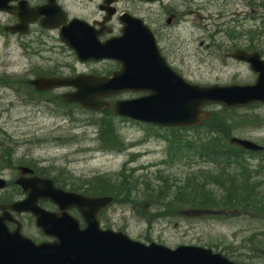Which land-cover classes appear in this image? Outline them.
<instances>
[{"label":"rangeland","instance_id":"obj_1","mask_svg":"<svg viewBox=\"0 0 264 264\" xmlns=\"http://www.w3.org/2000/svg\"><path fill=\"white\" fill-rule=\"evenodd\" d=\"M249 1L258 3V0ZM183 2L180 4L177 0H162L161 7L158 6L160 23L169 25L166 21L170 10L166 8L170 7L175 12L170 23L177 24V30L169 26L172 30H169V35L163 39V43L171 47L168 52L176 66L190 80L200 81L206 68H209L204 65V61L207 60V65L213 64V57L206 56L203 49L205 40L211 41L208 33H219L215 31L222 26L225 19L228 21L235 18L237 23L243 22V15H249L246 6L248 3L241 0ZM262 2L264 0L259 3ZM134 11L137 12V8ZM253 13H261L264 18L263 7L254 9ZM148 14L145 9L142 15L149 21ZM154 27H157L156 24ZM246 27V24L244 27L238 26L241 30ZM255 27L258 33L264 30L260 18H257ZM223 37L220 35L216 39ZM216 43L215 41L218 46ZM39 47L45 48L42 44H39ZM34 56L35 54L25 46L19 47L17 43L0 40V141L4 138V141L10 142L7 145H11L13 149L12 157L15 163L34 160L39 165L36 167L40 173L67 181L66 187H77L102 175H106L104 179L109 181L108 175L114 176L118 173L126 161L129 163L128 167L137 169V176H148L159 168L182 179L196 169L180 158V155L182 157L184 154L182 152H178L180 155L175 163L161 164L160 161L166 157V142L162 138L153 136L152 131L144 124L122 122L108 116L107 120L111 121L108 124H111L116 136V142L112 138L113 146H117L113 150L110 149L103 142L105 140L99 138L100 133H97L96 126L90 123L92 118L99 115L73 110L76 117L69 119L64 115L62 108L54 103L55 97L52 94L40 96L32 94V91L26 88L27 74L24 71ZM63 58L69 62L68 57ZM100 124L98 121V125ZM156 131L164 132L160 129ZM15 163L10 167L0 166V177L7 183H11L16 176V170L13 168ZM145 203L138 205L137 209L131 207L136 205L133 202L111 205L100 216L101 226L121 230L132 239L143 243L153 241L170 248L178 245H210L214 250L222 251L240 264H264V235L256 234L264 231V221L254 213L229 218L222 211L209 214L180 211V217L161 218L159 212H152L151 215L155 216L149 219L147 216L142 218L140 214L157 209L164 211L166 202ZM168 212L173 213L174 209H169ZM20 220L24 223L26 234H36L26 215H22ZM251 234L254 235L249 240L247 237Z\"/></svg>","mask_w":264,"mask_h":264},{"label":"water","instance_id":"obj_2","mask_svg":"<svg viewBox=\"0 0 264 264\" xmlns=\"http://www.w3.org/2000/svg\"><path fill=\"white\" fill-rule=\"evenodd\" d=\"M0 8L3 6L0 3ZM127 19V18H126ZM119 37L108 41L90 39L82 24L71 21L60 31L61 39L72 47L81 60L111 56L121 63V68L107 77H42L33 81L38 90L60 86H74L75 91L64 94V99L81 106L100 109L106 102L99 98L123 90H146L145 97L119 100L112 104L116 115L166 126L193 125L206 114L200 109L205 102L224 105L264 101V68L245 54L238 58L251 62L258 72L256 81L247 86L202 87L184 81L166 67L159 56L152 33L137 18L124 20ZM100 102V103H98ZM243 146L256 149V144L235 139ZM20 171L29 172L27 167ZM25 198L10 204H0V264H236L210 248L178 245L169 248L159 243L148 244L130 239L121 231L101 229L97 215L111 197L86 196L67 192L52 186L48 179L19 177L15 180ZM5 180L0 178V188ZM48 198L59 209L58 213L44 210L39 199ZM74 207L85 222L79 227L77 219L67 210ZM29 212L35 225L51 241L35 243L23 236L20 225L7 210ZM6 221L16 226L10 230Z\"/></svg>","mask_w":264,"mask_h":264},{"label":"flooded vegetation","instance_id":"obj_3","mask_svg":"<svg viewBox=\"0 0 264 264\" xmlns=\"http://www.w3.org/2000/svg\"><path fill=\"white\" fill-rule=\"evenodd\" d=\"M162 0H0L4 9H0V40L17 43L19 47L25 46L35 54L32 61L25 68L27 89L37 95L52 94L54 103L61 105L65 116L69 119L76 117L73 110L91 115H99V119L112 116L111 104L116 100L143 97L148 92L144 90L124 91L102 98L108 105L101 109H88L81 107L75 102L64 101L63 93L74 91V87H58L51 90H38L33 81L42 77H64L74 76H110L117 71L121 64L111 56L102 59L79 60L74 49L65 44L60 36V31L69 26L70 22H78L89 31L90 36L86 40L97 39L101 42L108 41L121 34L122 22L120 16L128 14L141 20L153 34L159 53L163 56L166 64L176 71L185 80L197 82L203 86L217 85H248L255 81L257 74L251 69L250 63L236 59L237 51H244L254 54L264 64V32L256 30L257 17L237 23L235 18L222 21V26L215 32L208 33L211 41L205 40L203 49L206 56L213 57L212 66L207 65L200 81L190 80L179 67L176 66L168 50L171 47L163 43L169 35L170 21L175 12L170 7L169 17L164 25L160 23L159 9ZM185 0L178 1L183 4ZM261 0H258L259 3ZM245 3L246 0H243ZM252 1L246 5L250 11L262 8V3ZM170 5V4H169ZM238 5V4H236ZM137 8V12L134 9ZM148 10L149 21L145 18L144 10ZM152 15V17H151ZM260 23L264 19L260 15ZM156 24L157 27H154ZM174 24V25H173ZM173 30H177V24L173 23ZM232 24V26H230ZM246 29H239L238 26ZM223 38L216 39L218 36ZM218 40L223 41L220 42ZM215 41L217 42L215 45ZM23 42H26L25 45ZM51 42V45H49ZM36 43V44H35ZM42 44L44 47H39ZM203 44V41H201ZM50 54V55H47ZM68 57L69 62L63 57ZM211 70V71H210ZM203 109L208 112L202 120V126L208 134L221 138L229 143L231 150L234 148L236 156L241 161L234 163L235 166L246 168L264 169V102L252 101L244 105L225 107L218 103H206ZM110 114V115H107ZM114 117L122 122L139 123L128 118ZM232 129V130H231ZM233 137L251 140L260 146L258 150H247L232 142ZM33 170L37 172L36 168ZM33 172V173H35ZM46 176V174H42ZM54 182V181H53ZM55 183V182H54ZM56 184V183H55ZM58 185V184H56ZM42 206L48 210H55V207L42 201ZM41 237V236H40ZM45 238L44 236L41 237Z\"/></svg>","mask_w":264,"mask_h":264},{"label":"trees","instance_id":"obj_4","mask_svg":"<svg viewBox=\"0 0 264 264\" xmlns=\"http://www.w3.org/2000/svg\"><path fill=\"white\" fill-rule=\"evenodd\" d=\"M98 127L100 138L105 140L103 142L112 149L116 148L117 146H113L114 141H109L113 137L111 135L112 128L105 122H101ZM191 129L193 133L196 131V135L172 134L166 137L169 142V149L182 152L185 155L191 153L198 162L201 161L200 159L206 152L213 155L212 152L221 146V153L226 155L220 156L217 161L219 163L233 161L232 156L236 152L234 148H232L234 151L232 150L227 154V146L229 145L226 142H222L217 137L202 136L200 126ZM1 139L0 166L10 167L15 163L12 157L13 149L9 144L8 147L9 141L6 142L3 140L4 138ZM184 154L183 156H185ZM19 162L23 163V161ZM214 169V171H211L212 169H197L186 174L182 179H178L162 170H156L148 176L145 174L137 176L135 175L137 169L129 168L124 164L117 175L112 176V178L109 177V181L104 179L106 175H102L89 179L87 183L77 187H71V189L90 195L108 194L114 197V202L136 203V205L131 206L134 209H137L140 204H146L145 202H166L164 211L158 209L156 211H143L144 213L140 214L142 218L145 216L149 219L154 218L155 215H151L152 212H159L161 218H176L180 217V211L196 214L222 211L231 217H234L237 212L254 213L256 217L264 221V186L258 182H252L250 176L245 175V172H241L242 174L236 178L238 175L236 170L231 169L229 172L223 166H217ZM19 193V189H15L13 192L2 194L0 202H7L14 197L11 198L12 195L17 196ZM169 209H174V212L169 213ZM256 234L264 235V231H259ZM253 235L251 234L247 238L250 240ZM262 247L264 248V245Z\"/></svg>","mask_w":264,"mask_h":264},{"label":"bare ground","instance_id":"obj_5","mask_svg":"<svg viewBox=\"0 0 264 264\" xmlns=\"http://www.w3.org/2000/svg\"><path fill=\"white\" fill-rule=\"evenodd\" d=\"M232 130V129H231ZM100 138V137H99ZM99 140H101V139H99Z\"/></svg>","mask_w":264,"mask_h":264}]
</instances>
